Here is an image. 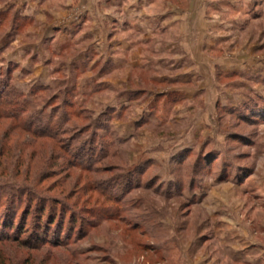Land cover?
<instances>
[{
    "label": "rangeland",
    "instance_id": "rangeland-1",
    "mask_svg": "<svg viewBox=\"0 0 264 264\" xmlns=\"http://www.w3.org/2000/svg\"><path fill=\"white\" fill-rule=\"evenodd\" d=\"M0 264H264V0H0Z\"/></svg>",
    "mask_w": 264,
    "mask_h": 264
},
{
    "label": "crops",
    "instance_id": "crops-1",
    "mask_svg": "<svg viewBox=\"0 0 264 264\" xmlns=\"http://www.w3.org/2000/svg\"><path fill=\"white\" fill-rule=\"evenodd\" d=\"M129 10V9H128ZM127 10V11H128ZM130 11V10H129ZM143 12V13H142ZM126 15V17L128 18V19H132V20H134V22L136 23V24H138L137 22H140L141 20H143V16L141 15L140 17H137V15H139V14H145V12L144 11H141V10H139V12H130L129 14L127 13V12H124ZM130 14H131V16L132 15H134V16H132L131 18H130ZM136 26V25H135ZM137 29H140V28H138L137 27ZM141 31V30H140ZM143 35H146V36H144L143 38H142V40L141 41H139V42H144L143 40H148L149 38H147V34L145 33V34H143ZM141 55H139V57H140ZM139 60H138V62L136 63V62H134V60H133V62L135 63H130L129 65H130V68H133V67H137L138 65L139 66H145V64L142 62L143 61V58H142V56L140 57V58H138ZM132 60V59H131ZM148 63H151V61H149L148 60Z\"/></svg>",
    "mask_w": 264,
    "mask_h": 264
},
{
    "label": "trees",
    "instance_id": "trees-1",
    "mask_svg": "<svg viewBox=\"0 0 264 264\" xmlns=\"http://www.w3.org/2000/svg\"><path fill=\"white\" fill-rule=\"evenodd\" d=\"M53 218V217H52ZM55 221V217H54V219H53V221L52 222H54ZM46 227L44 228V230H43V232H44V234L47 236V237H51V241L50 240H48L49 242H52V243H57L59 240H60V233H59V230H54V232H51L50 233V231H52V230H50L49 228V224L47 225V223H46V225H45ZM50 233V234H49Z\"/></svg>",
    "mask_w": 264,
    "mask_h": 264
}]
</instances>
